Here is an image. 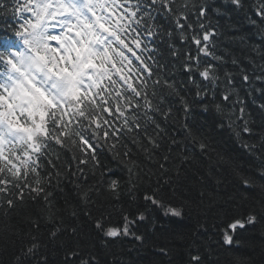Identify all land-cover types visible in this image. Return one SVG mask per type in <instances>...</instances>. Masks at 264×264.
<instances>
[{
    "label": "snow or ice",
    "instance_id": "6c2138e0",
    "mask_svg": "<svg viewBox=\"0 0 264 264\" xmlns=\"http://www.w3.org/2000/svg\"><path fill=\"white\" fill-rule=\"evenodd\" d=\"M229 2L236 9L244 7V0ZM15 3L13 14L22 20L13 29L19 44L5 37L0 50V209L5 205L7 210L14 209L17 201L23 204L26 197L33 201L42 199L41 216L52 225L48 243L64 248L63 233L69 232L72 237L77 233L74 227H64L58 215L60 210L49 199L51 192L44 186L45 182L50 186L52 174L40 171L42 158L49 156L53 143L78 151L80 156L73 155L78 165L91 162L94 168L99 166L97 148H107L124 164L131 179L137 163L131 156L132 149L121 142L130 138L145 153L159 149L161 134L167 135V130L157 116L164 121L172 118V108L165 106L169 97L177 98L185 116L190 112L191 105L180 94L175 79L167 74L158 40L167 37L168 55L173 58L181 56L174 37L181 44L195 45L196 55L190 49L185 51L181 67L195 85L196 97L203 100L211 92L214 99L215 89L222 88V101L233 105L227 109V126L238 138L252 132L243 106L236 114L235 104L242 102L232 73L225 72L221 81L216 65H202L200 59L201 55L218 62L223 59L211 50L217 32L210 26L208 13L212 10L219 15L220 10L212 9L208 0H23V3L15 0ZM154 13L170 20L172 29L157 25ZM255 16L264 25V0H257ZM250 23L256 25L258 21ZM232 63L238 61L233 59ZM194 73L208 86L196 82ZM256 79L264 81V77ZM242 80L249 84V75L243 73ZM214 106L218 113L226 111V104ZM260 107L264 109V105ZM204 109L207 111V105ZM182 127L193 146L205 153L209 148L205 139L193 134L186 124ZM171 143L177 144V140L173 137ZM244 147L251 151L256 146ZM182 159L186 161L189 156ZM163 160L165 163L159 167L166 170L169 156L165 155ZM77 171L82 174L84 169ZM232 171L243 187L264 192V167L257 170L256 176L245 174L239 166H232ZM61 174L55 173L57 177ZM108 188L117 193L118 182L112 180ZM80 195L87 201L86 193ZM143 199L144 212H138L134 218L125 214L119 226L105 224L100 218L95 220V228L109 240L131 236L143 241L141 235L131 231V225L144 221L145 212L159 210L165 217L177 218L184 214L182 207L167 203L159 189L145 193ZM7 210L5 216L9 214ZM31 223L39 230L38 220ZM256 223L257 216L253 213L234 220L228 225L231 231H224V244H238L233 238L237 229ZM4 228L7 233L20 235L14 226L5 224ZM29 240L15 257L17 264H22V258L38 256L41 248L48 247L39 235H30ZM159 251L167 255L166 249ZM77 258L79 264H89L78 248L65 251L63 264H76ZM91 260L96 258L93 256ZM190 260L192 264H203L198 254L191 255ZM36 264H47V256L40 255Z\"/></svg>",
    "mask_w": 264,
    "mask_h": 264
},
{
    "label": "trees",
    "instance_id": "16d2710c",
    "mask_svg": "<svg viewBox=\"0 0 264 264\" xmlns=\"http://www.w3.org/2000/svg\"><path fill=\"white\" fill-rule=\"evenodd\" d=\"M208 3L212 9L220 10L219 15L210 10L208 20L217 32L212 38L214 47L211 50L223 59L218 62L201 55L202 65H216L221 81L225 72L232 73L242 102L235 104L236 114L239 115V108L243 106L252 132L238 138L227 126V109L233 105L222 101V88L215 89L214 99L211 92L203 100L196 97L195 85L181 67L185 51L190 49L196 55L195 45L181 44L178 37H174L181 56L173 58L168 55L167 37L158 40L156 44L163 53L162 62L167 64V74L175 79L180 94L191 105L188 115L185 116L175 96L169 97L165 106L172 108V118L164 121L157 116L167 130V135L161 134L163 139L159 149H151L148 145L151 152L145 153L130 138L121 142L132 149L131 156L137 163L131 179L124 164L107 148H97L99 166L94 168L91 162L86 166L78 165L73 159L74 154L81 155L78 151L53 143L49 156L42 158L40 171L45 175L52 174L50 186L47 182L44 185L46 191L51 192L49 199L60 210L58 215L63 219L64 227H74L77 233L75 237L69 232L63 233L65 247L60 248L48 243L52 225L41 216L42 199L33 201L26 197L23 204L17 201V206L11 210L5 205L0 209V264H17L15 257L30 243L32 234L39 235L48 247L41 248L36 257L22 258V264H36L40 255L47 256V264H63L64 253L70 248H78L89 264H192L190 257L194 254L201 257L203 264H264V192L243 187L232 171V166H239L245 174L256 176L257 170L264 167V109L260 107L264 105V81L256 79L257 76L264 77V25L255 16L257 0H244L242 9H236L229 0H208ZM0 4L4 5L0 7V39L13 37V29L22 23L19 16L13 14L15 0H0ZM154 15L155 23L162 29H172L170 20ZM192 19L195 22V18ZM250 20L258 23L253 25ZM233 59L238 63L234 65ZM243 73L249 75V84L243 82ZM193 75L196 82L208 86L198 73ZM236 95L234 93L233 97ZM215 103L226 104V111L218 113ZM204 105H207V111ZM237 123L242 125L243 122ZM185 124L208 143L205 153L185 136L182 127ZM173 137L177 144L171 143ZM245 144L256 147L249 151ZM120 150L124 151L123 148ZM165 155L169 156L166 170L159 167L165 163ZM183 156H189V159L185 161ZM77 168H83L84 172L81 174ZM57 171L62 173L59 177L55 175ZM112 180L118 182L117 193L108 188ZM156 189L167 203L183 208L182 217L155 215L156 210L145 212L147 218L131 227L143 241L131 236L109 240L97 231L94 224L97 219L103 218L105 224L117 225L121 215L136 216L138 212H144L145 193ZM82 193L87 194V201L82 199ZM5 210L9 213L7 216ZM249 213L257 216V223L237 229L233 238L239 241L238 244L225 245L224 231H231L228 225ZM32 220L39 221V230L34 228ZM5 224L14 226L20 235L7 233ZM161 248L167 250V255L159 251ZM93 256L95 261L91 260ZM76 264H79V258Z\"/></svg>",
    "mask_w": 264,
    "mask_h": 264
},
{
    "label": "bare ground",
    "instance_id": "6f19581e",
    "mask_svg": "<svg viewBox=\"0 0 264 264\" xmlns=\"http://www.w3.org/2000/svg\"><path fill=\"white\" fill-rule=\"evenodd\" d=\"M143 204L145 205V204H146V202H145V201H143ZM144 208H145V207H144ZM148 212H150V211H148ZM154 212H155V215H156V214H158V215H162V214L160 213V211H159V210H156V211H154ZM123 216H124V215H121V216H120V219H119V222H120V223H119V224H117V226H119V225H122V224H123V222H124V221H123ZM130 217H133V218H134V217H135V215H132V216H130ZM131 227H132V225H131ZM120 238H121V237H120ZM120 238H117V239H115L114 241H118Z\"/></svg>",
    "mask_w": 264,
    "mask_h": 264
}]
</instances>
